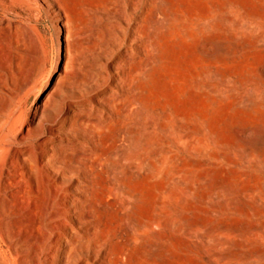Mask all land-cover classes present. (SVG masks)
<instances>
[{
  "label": "rangeland",
  "instance_id": "rangeland-1",
  "mask_svg": "<svg viewBox=\"0 0 264 264\" xmlns=\"http://www.w3.org/2000/svg\"><path fill=\"white\" fill-rule=\"evenodd\" d=\"M0 42L15 142L94 126L74 264H264V0H0Z\"/></svg>",
  "mask_w": 264,
  "mask_h": 264
},
{
  "label": "bare ground",
  "instance_id": "bare-ground-1",
  "mask_svg": "<svg viewBox=\"0 0 264 264\" xmlns=\"http://www.w3.org/2000/svg\"><path fill=\"white\" fill-rule=\"evenodd\" d=\"M61 25L64 28L65 21H61ZM5 49V44L0 42V52ZM10 109L8 104L0 111V193L5 201L0 215V264H74L84 246H97L91 234L80 235L81 231L89 229L78 230L70 222L73 218L83 226L88 221L84 199L101 165L94 126L82 124L85 127L81 133L86 139H77L80 149L68 164L57 127L66 123L70 108L65 109L62 121L58 115L47 117L46 121L59 123L57 127L49 126L47 134L43 132L45 120L40 115L44 109H33L31 120L21 130L19 142L14 141L18 122L2 117L9 118ZM37 138L36 146L24 145L28 139ZM263 140L258 136L257 142ZM66 189L74 193L68 194ZM49 191L54 192L56 205L52 216L48 217V205H53L47 201Z\"/></svg>",
  "mask_w": 264,
  "mask_h": 264
}]
</instances>
